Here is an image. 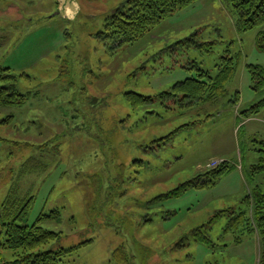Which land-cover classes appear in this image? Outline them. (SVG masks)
Wrapping results in <instances>:
<instances>
[{
    "label": "rangeland",
    "instance_id": "obj_1",
    "mask_svg": "<svg viewBox=\"0 0 264 264\" xmlns=\"http://www.w3.org/2000/svg\"><path fill=\"white\" fill-rule=\"evenodd\" d=\"M126 1L0 0V65L29 94L0 106V207L16 187L34 200L25 224L58 212L39 223L58 235L41 251L89 241L60 264H260L251 196L264 178L249 174L264 109L242 112L264 97L247 68L264 67V25L243 32L229 0H198L119 46L101 33ZM229 58L224 97L174 96ZM128 92L154 103L132 110ZM222 165L220 179L204 177ZM16 255L2 250L0 261Z\"/></svg>",
    "mask_w": 264,
    "mask_h": 264
},
{
    "label": "trees",
    "instance_id": "obj_2",
    "mask_svg": "<svg viewBox=\"0 0 264 264\" xmlns=\"http://www.w3.org/2000/svg\"><path fill=\"white\" fill-rule=\"evenodd\" d=\"M198 0H127L125 4L119 7L105 23V31L101 33L103 39L123 46L131 44L145 36L152 28L157 27L161 22L176 12L188 8ZM234 12L237 14L238 23L243 32L264 25V0H229ZM256 46L264 51V30L259 31L256 39ZM236 58L222 59L218 74L212 76L203 69L198 70L197 77L187 78L171 88L174 96L181 98L188 97L191 100L198 99L200 102H207L211 97H224L227 93V84L235 75ZM219 66V65H218ZM248 71L251 76L252 90L260 92L264 90V67L260 65H248ZM18 76L10 68L0 65V106L9 107L22 105L27 100L29 94L19 93L17 82ZM173 96V95H172ZM167 92L159 94L160 99L167 100L172 97ZM127 101L131 104L132 110H139L149 103H154L151 96H146L137 92H128ZM192 104V106H194ZM186 106V105H185ZM191 107V106H190ZM264 109V97L249 109L242 112V116L248 117L252 114H258ZM168 137L163 139L168 140ZM258 142V141H257ZM259 148L256 152L259 154L258 160L251 167L249 174L251 180L257 176L263 175L264 178V141L258 142ZM37 167V166H36ZM228 167H221L211 170L205 174V178L218 180L226 172ZM190 182L188 185H196ZM183 186L174 190L170 194H164L156 198L170 199L178 197L183 192ZM12 194L7 196L0 207V252L5 249L17 251L16 259L13 261H0V264H60L68 254L87 244L85 241L80 245L70 249H49L41 251V247L51 243L58 238L57 233L49 231L40 226L49 215L41 214L37 221L32 224H25L33 203V197L21 198L16 187ZM251 201L255 223L262 238V252L260 264H264V191L261 186H257L252 193ZM49 218H57L58 212ZM203 231L201 228L199 231ZM198 231V236H200Z\"/></svg>",
    "mask_w": 264,
    "mask_h": 264
},
{
    "label": "built area",
    "instance_id": "obj_3",
    "mask_svg": "<svg viewBox=\"0 0 264 264\" xmlns=\"http://www.w3.org/2000/svg\"><path fill=\"white\" fill-rule=\"evenodd\" d=\"M214 165H216V163H213Z\"/></svg>",
    "mask_w": 264,
    "mask_h": 264
}]
</instances>
